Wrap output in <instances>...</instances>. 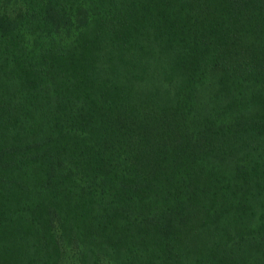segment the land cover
Returning <instances> with one entry per match:
<instances>
[{
  "label": "trees",
  "instance_id": "trees-1",
  "mask_svg": "<svg viewBox=\"0 0 264 264\" xmlns=\"http://www.w3.org/2000/svg\"><path fill=\"white\" fill-rule=\"evenodd\" d=\"M0 4V264H264V0Z\"/></svg>",
  "mask_w": 264,
  "mask_h": 264
},
{
  "label": "rangeland",
  "instance_id": "rangeland-1",
  "mask_svg": "<svg viewBox=\"0 0 264 264\" xmlns=\"http://www.w3.org/2000/svg\"><path fill=\"white\" fill-rule=\"evenodd\" d=\"M1 5L3 4H0V6ZM13 5H14V1H11L9 7L12 8L14 7ZM109 261L108 258L104 256L101 258L100 261H98L99 262L98 264H115L113 261L110 262ZM64 264H81V262L77 256V253H74V251H72L65 255Z\"/></svg>",
  "mask_w": 264,
  "mask_h": 264
}]
</instances>
